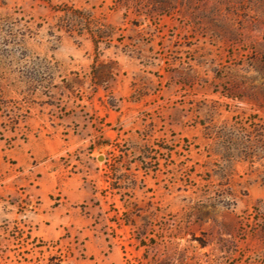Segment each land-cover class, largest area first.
<instances>
[{
    "label": "rangeland",
    "instance_id": "obj_1",
    "mask_svg": "<svg viewBox=\"0 0 264 264\" xmlns=\"http://www.w3.org/2000/svg\"><path fill=\"white\" fill-rule=\"evenodd\" d=\"M0 264H264V0H0Z\"/></svg>",
    "mask_w": 264,
    "mask_h": 264
},
{
    "label": "crops",
    "instance_id": "obj_2",
    "mask_svg": "<svg viewBox=\"0 0 264 264\" xmlns=\"http://www.w3.org/2000/svg\"><path fill=\"white\" fill-rule=\"evenodd\" d=\"M68 148L58 140H47L36 144L33 147V152L37 155L47 158L48 160L55 159L66 152ZM59 174L55 171L48 170L44 178L40 192L42 197L48 194L60 185ZM62 191L66 197L65 203H60L55 208H52L50 224H47V229H62L65 226H76V223L82 222L84 225L88 223V218L79 217L75 205L79 202L91 201L95 194L91 186L84 180L77 177H70L62 184ZM45 219V218H44ZM47 220V219H46Z\"/></svg>",
    "mask_w": 264,
    "mask_h": 264
}]
</instances>
